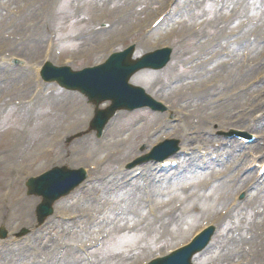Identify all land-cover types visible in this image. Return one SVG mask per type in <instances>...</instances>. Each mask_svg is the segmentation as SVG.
<instances>
[{
  "label": "rangeland",
  "instance_id": "obj_1",
  "mask_svg": "<svg viewBox=\"0 0 264 264\" xmlns=\"http://www.w3.org/2000/svg\"><path fill=\"white\" fill-rule=\"evenodd\" d=\"M205 1L206 2H204L203 4L201 1L202 5L200 7L202 17L204 18V21L206 23L204 32H207L206 27L208 23L211 26H214V30L210 29L207 33H210L213 36L217 37L220 36L221 46L224 48L223 56L219 63L217 62V60H214L216 61L215 63L218 64L217 67L209 72L204 80L192 92L178 93L180 92L178 91L179 89L188 88L186 85H183L182 82L172 86V82L180 79V73L177 71V68L181 66V64H183V58L184 56H187L185 55V53L188 51H193L189 42L190 38L188 37V29L185 27V21L189 20V17H186L185 21H183L181 24L177 26L172 25L175 29V37L172 38L171 36H169L167 34L168 29L165 28L161 31L160 36H156L153 39H148L146 41V47H144L145 49H151L161 44H168L173 46L175 48L176 60L172 62L173 64L166 71H160L159 73H144L141 76L145 77L143 81L140 80L139 83L145 88H148L155 81H159V83L154 86V89L150 91L152 93L150 94L154 98H160L166 104L175 108H184L182 113H186L185 111H188L190 107H193L197 110V112H192L193 119H188L189 122L193 123V125L189 127L188 133H194V125H196L197 127H201V124L197 123L196 121L198 111L205 116L214 113V111L218 107L216 100V97L218 95L222 98L223 96H226V99L223 101L220 109L223 112L224 109H227L225 115H230L231 106L236 102V100H233L234 94H231V92H235V89L239 85L246 83L248 80H251L252 78L256 79L259 76L258 73H262L264 70V59L262 57L264 55V0ZM125 2L126 4H124V7H129L130 0H126ZM143 2L148 5L150 3H154L155 0H143ZM96 3H98V5H95ZM77 5H84L85 7V4L81 1L76 2V6ZM76 6L74 7V10H76ZM95 6L105 8L107 14L113 13V11L110 9L111 4L107 0H94V2L87 3L88 10L93 12L92 15H96L94 14ZM88 10L86 12H82L80 16L88 17ZM196 13L197 12L195 11L192 14ZM151 15L152 12H150L149 14H141L139 16V19H143L144 17L148 16V20ZM47 18V31L58 29L63 31L65 29L69 37H73L74 35L79 34V44L78 46L74 47L76 48V50H85L88 47L94 46L97 47L96 53L92 54L88 58L76 60L74 62V66H81L85 63L96 64L102 62L106 58L107 54L115 49L114 47L107 50V46L103 43L114 37V35L122 33V27L126 24L130 25L132 22L131 19L122 18L120 21V25L112 24L111 29L107 31L108 29L104 28V25H111L109 21L110 19L97 20L95 25L89 22V24H87L83 28H72L71 24L70 26H64L63 23L65 22V20L61 21L59 19V16L54 15L48 16ZM219 18H224L225 22H220ZM2 20L3 17L0 16V49H2L3 52L7 54L14 50L19 52L21 56H28L29 52L32 49L31 46L29 48V46L25 45H12L11 42L17 36L20 38L21 35L23 36V34L27 32L25 29L27 25H30V22L25 21L24 25L21 26L24 27L23 31H21L19 28V30L12 32L10 31V29L6 28V24L3 23ZM30 21L32 20L30 19ZM190 25L191 24H189L188 26ZM15 26V28H18V25ZM94 28H103L105 31H98L96 36L94 35L95 32L90 35L87 34V32ZM50 33L53 34L55 33V31H51ZM26 34L27 36L31 37L33 33L32 31H30ZM51 34L50 39H52ZM6 36H10V38L13 36L14 37L11 40H5L4 37ZM127 40L130 41L132 40V38L127 37ZM57 41H60L58 37ZM99 44L101 46H98ZM139 48L141 49L140 46ZM245 54L252 55V61L254 58H262L260 61L261 63L251 73H249L248 75L245 74L243 76L240 75V69L243 67L242 57ZM67 55L68 54H66V56ZM87 59H89V61L85 62ZM204 60L208 59L203 58L202 61ZM207 62H209V60ZM179 70L182 69L180 68ZM17 85L18 84H16L15 86ZM31 86L33 85H28V91L25 93L30 94L31 97L29 98V101L31 102L29 107L15 109L10 114V117L15 118V121L18 123L17 129L15 131H12V134L10 136L7 135L8 127H6L1 122L5 115L4 113L0 114V146L4 143L9 142L8 144L11 147L9 148L8 153L14 156L7 162V164L1 165L0 168L5 166L6 168H10L11 170L13 167L19 166L23 163L22 161H20V158L23 154H27L30 156V154H35L36 150L44 147V144L48 141V129L46 124L37 125V119L45 109L49 107L52 108L53 105L61 102L62 100L67 104H76L80 102V100H83V98L77 94L64 93L58 90H52L57 95H47L46 97L42 98V96L49 91L36 94L35 87L34 89H32L33 87ZM41 87L47 88L49 90L52 89V87L45 85ZM263 87L264 84L262 83L256 85L252 89V93H259L260 91H262ZM20 93H22V91H20ZM228 95L230 99L227 101V99L229 98ZM50 97L55 98V101H50ZM248 98L250 97L242 96L240 101H245ZM35 111L37 113L33 116L32 114ZM180 115L182 118L181 113ZM139 116H143V120L140 121V124H142V126L140 127L143 128V131L147 128V125H153L155 122V117L147 113H139V115L134 116L132 119H122L114 122V132L113 135H110V137H115V147L124 150V154L126 155H129L132 152L135 142H139V140L135 139L138 136V133H136L138 126L129 128L130 124L138 120ZM43 121H45L44 118ZM228 121L229 120H226L224 121V123H228ZM183 124L184 122L181 120L180 125ZM246 124L248 125V122ZM262 124H264V120L262 121ZM242 127L245 126L243 125ZM257 129L261 132H264V127H257ZM85 134L86 132L79 133L71 137V139H75L76 137ZM200 135L201 138H206L201 133ZM146 140L147 139L141 140V142L134 147L130 159L134 158L135 154H139L136 148L142 145ZM36 143L38 145L37 147H34ZM78 145L79 144L77 141H74L70 145L68 153L65 157L68 163L74 162L75 155H71V152H73ZM62 154L63 149L60 148L59 151L55 152V156L53 155L50 159H54V157H61ZM232 158L235 159L234 157ZM233 159L228 158L226 161L227 163L225 165L224 179L220 183H212L205 193H203V191H198V186L203 182H210V180L208 179L209 174H220L222 166L215 167L214 169L209 170L207 173H196L194 175H188V177L185 175L181 176V180H183V182L186 180L188 181V183L186 184L192 185H185L184 183H181V185L185 186L182 187L180 191L171 192L169 189L167 193H165L167 195H170L166 198L169 199L171 197L174 201V207L171 214H169L165 220L160 221L159 224L163 225V228L166 230L167 228L164 227V224L167 223V225L170 227L169 231H171L172 234L173 232H175V235L173 234L175 237H181L184 239L194 227H197L204 222H208V215H215L216 213H219L228 202H231L229 196H231L241 187V185L238 183H228L230 177L235 174L234 169H228L230 165L234 164ZM52 164L53 163L50 160L48 161L46 159H40L37 173L48 169ZM238 165L239 162H237L234 167ZM30 173L31 172L28 171V174H26V176ZM24 177L25 175H22L20 178L21 193L15 194V198L19 199L16 200V202H9L8 197L0 204V225L3 223L12 231L16 230L21 225L32 224L34 217L33 209L37 201L33 198H28L25 196L23 188ZM216 187L218 188L217 191L212 198H209L213 194V191L216 190ZM223 188H226L229 191L227 196L219 194V192ZM73 196L74 195L67 197L68 199L65 198L66 200L63 199L62 202L64 201V205H62L61 202L59 203V207L64 206L66 210H71L74 212L73 204L76 200L75 198H73ZM220 197L221 201H219ZM164 198L165 197H159L157 200L159 202L165 203L168 200L165 201ZM177 199H179L178 202H176ZM250 199L252 200V204H255V202L259 199V203L256 206V209L252 208L253 206L251 207L250 204H247L243 206L238 212L232 213L230 215V224L228 228L224 230L221 235L215 237L212 248H210L203 255V257H199L197 259V264H264V238L261 237L264 235V186L252 193ZM30 200H32L33 203ZM183 202L184 204H182ZM220 202H222L223 205H219ZM211 204H217V206L209 211V206ZM199 205V212L192 213V208ZM168 210L169 208H166L163 211L165 212ZM248 211L255 212V214L253 217L248 219V223L246 224V226L241 228V230H232L233 222L238 217L245 218ZM212 219L213 218H211L210 220ZM54 220L55 218L49 220V223H47L44 227L37 231H33L29 235L35 238V243L37 245L41 246L43 241L46 239V236H43L40 240L37 241L40 232L46 231V233L49 234V232H51V230L53 229V226L55 224H58L55 223ZM99 222L100 221H97V226H102V224H100ZM185 223L186 225H184ZM155 229L157 231L155 233H151V237L153 238L152 244L141 257L137 255L125 256L127 259L131 258V260L122 262L124 260V257L119 256L115 260L110 261V263L140 264L142 261H146L147 259L152 257V255H154L156 252H162L164 249L159 247L161 246V243L157 245V247H159L157 249L158 251H155V248L153 247V243L156 237L159 236L158 232H161L158 227H156ZM228 229H231V231L225 234ZM167 239L169 238L167 237ZM6 244L9 245V242H6ZM27 246L29 247V251H25L21 247H18L15 251H12L10 249L8 252H2V250H0V252H2L3 254L2 256H0V262L2 264H16V261L18 259H21L22 263H28V261H26V258L30 255L34 257L33 261H38L35 253V244H30V241H28ZM241 247H246L248 252H252V256H239L237 253H235L234 250H238ZM224 251H233L234 256H229V258L223 259L220 257V254ZM104 261L106 262V259Z\"/></svg>",
  "mask_w": 264,
  "mask_h": 264
},
{
  "label": "bare ground",
  "instance_id": "obj_2",
  "mask_svg": "<svg viewBox=\"0 0 264 264\" xmlns=\"http://www.w3.org/2000/svg\"><path fill=\"white\" fill-rule=\"evenodd\" d=\"M99 13H100V15H102V12L101 11H99ZM35 20V19H34ZM46 57V55H44V56H42L41 58H44V60H47L48 58H45ZM63 59H65V58H63ZM244 120V118L242 117L241 118V121H243ZM114 126H112L109 130H107V132L109 133V134H113V132H114V128H113ZM164 127H167L166 125H160L159 126V129H162V128H164ZM176 130H174V132H175ZM47 153V151L46 150H39L38 151V153L37 154H34L33 155V158L35 159V160H38V159H40L43 155H45ZM3 157H5V156H3ZM31 157L29 156L28 158H27V160L28 159H30ZM26 160V161H27ZM25 162V161H24ZM32 166V165H31ZM9 175V172H6V168H4V169H0V193H3V191L4 190H6V189H8V192L11 194V195H14L15 194V192H16V189H17V182H15V181H11V180H9L10 182H9V184L7 183V180L5 179V176H8ZM127 200H129V205H131V203H133V199L131 198V197H128L127 199H125V201H124V204H126V202H127ZM0 202H1V198H0ZM104 202H108V200H105ZM90 211H93V212H95V208L92 206L91 207V210ZM89 223H91L90 221H88V222H86V224H89ZM185 259L186 258H183L182 260H171V261H169V263L168 264H184L185 263Z\"/></svg>",
  "mask_w": 264,
  "mask_h": 264
}]
</instances>
